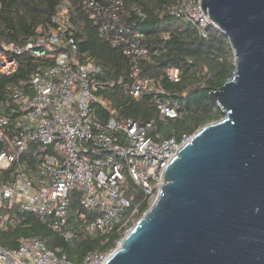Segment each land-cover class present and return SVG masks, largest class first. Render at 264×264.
<instances>
[{
    "label": "built area",
    "instance_id": "1",
    "mask_svg": "<svg viewBox=\"0 0 264 264\" xmlns=\"http://www.w3.org/2000/svg\"><path fill=\"white\" fill-rule=\"evenodd\" d=\"M81 1L91 19H103L101 35L131 60L129 95L135 100L152 95V105L164 123L178 117L177 105L159 97L165 92L163 85L142 73L150 49L145 33H130L123 27L125 0ZM170 10L195 24L202 37L213 26L202 0H181ZM52 19L57 30L41 34L39 25L37 35L26 42L0 45V73H15L25 54L51 61L0 104V139L5 141L0 171L12 168L10 177L0 179V206L19 204L62 228L68 223L72 198L77 196L80 224L87 233L108 234L119 226L126 236L140 219L142 206L155 203L167 167L192 136L181 141L165 138L156 131L154 120L99 119L94 105L104 104L100 93L103 68L74 53L75 39L66 38L70 29L66 6L58 5ZM166 74L171 82L181 80L179 67H168ZM128 178L142 190V201L134 202V196L127 194ZM6 218L2 217V223ZM65 233L72 235L69 230ZM116 248L90 251L80 264H105ZM0 264L73 263L61 248L51 250L41 239L27 237L16 249L0 246Z\"/></svg>",
    "mask_w": 264,
    "mask_h": 264
},
{
    "label": "water",
    "instance_id": "2",
    "mask_svg": "<svg viewBox=\"0 0 264 264\" xmlns=\"http://www.w3.org/2000/svg\"><path fill=\"white\" fill-rule=\"evenodd\" d=\"M229 39L221 120L170 162L155 203L105 264H264V0H202Z\"/></svg>",
    "mask_w": 264,
    "mask_h": 264
},
{
    "label": "trees",
    "instance_id": "3",
    "mask_svg": "<svg viewBox=\"0 0 264 264\" xmlns=\"http://www.w3.org/2000/svg\"><path fill=\"white\" fill-rule=\"evenodd\" d=\"M181 0H125V15L121 22L130 33L142 31L150 53L143 59L142 73L163 85L165 92L159 97L177 105L180 115L160 121L158 110L152 105V95L140 100L128 93L131 60L122 48L111 45L100 33L102 18H90L81 0H3L0 7V45L24 43L37 35L58 29L53 15L58 5L68 10L70 29L66 38L73 37L78 46L74 52L80 59H91L103 68L100 93L104 102L94 105L99 119L111 116L131 118L146 122L154 120L156 131L163 137L193 136L205 125L221 120L224 112L211 97L219 90L235 70V55L229 39L217 27L210 26L207 37H202L198 27L185 18L171 13L170 7ZM69 50V47H65ZM50 60L22 55L20 66L15 73H0V104L5 103L9 93L16 87L22 88L32 74ZM181 69V80L171 82L166 74L168 67ZM5 141L0 139V152ZM11 169L0 171V179L8 178ZM127 194L134 196V202L143 200V192L128 178ZM142 206L139 218L148 210ZM82 211L78 197L71 201L68 223L65 227H53L49 220L23 209L19 204L0 206V246L16 249L27 237H37L51 250L61 248L73 264L82 263L85 255L93 250L108 251L117 247L118 240L125 235L119 226L108 234L91 235L81 226ZM2 217H7L2 223ZM71 237H67V231Z\"/></svg>",
    "mask_w": 264,
    "mask_h": 264
},
{
    "label": "rangeland",
    "instance_id": "4",
    "mask_svg": "<svg viewBox=\"0 0 264 264\" xmlns=\"http://www.w3.org/2000/svg\"><path fill=\"white\" fill-rule=\"evenodd\" d=\"M152 186H154V183L152 182Z\"/></svg>",
    "mask_w": 264,
    "mask_h": 264
}]
</instances>
